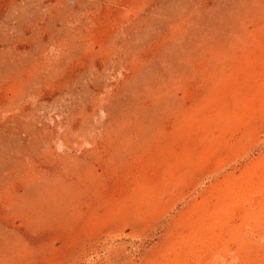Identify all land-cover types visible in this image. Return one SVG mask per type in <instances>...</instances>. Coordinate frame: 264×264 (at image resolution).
<instances>
[{
  "label": "rangeland",
  "instance_id": "374dc122",
  "mask_svg": "<svg viewBox=\"0 0 264 264\" xmlns=\"http://www.w3.org/2000/svg\"><path fill=\"white\" fill-rule=\"evenodd\" d=\"M0 264H264V0H0Z\"/></svg>",
  "mask_w": 264,
  "mask_h": 264
}]
</instances>
